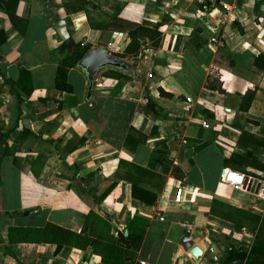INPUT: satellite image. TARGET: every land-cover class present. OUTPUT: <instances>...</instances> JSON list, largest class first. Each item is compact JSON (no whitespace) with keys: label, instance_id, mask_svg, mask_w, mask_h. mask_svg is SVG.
<instances>
[{"label":"crops","instance_id":"obj_1","mask_svg":"<svg viewBox=\"0 0 264 264\" xmlns=\"http://www.w3.org/2000/svg\"><path fill=\"white\" fill-rule=\"evenodd\" d=\"M123 21L158 24V45L139 37L141 50L129 57ZM72 43L104 44L135 72L106 77L103 70L89 107L84 71H59ZM258 54L264 3L255 0H0V264H106L91 245L93 217L115 238L144 237L116 264H222L209 248L222 257L226 245L217 237L231 241L236 228L214 201L264 217ZM58 73L70 91L57 86ZM232 156L242 159L226 164ZM224 169L253 186L234 189ZM178 187L186 189L181 202ZM47 223L71 230L72 242L57 249L11 238L13 227Z\"/></svg>","mask_w":264,"mask_h":264},{"label":"trees","instance_id":"obj_2","mask_svg":"<svg viewBox=\"0 0 264 264\" xmlns=\"http://www.w3.org/2000/svg\"><path fill=\"white\" fill-rule=\"evenodd\" d=\"M122 27L129 29L128 33L132 39V42L128 49L126 50V54L131 52L132 50H136L131 53L133 56L138 55V38L140 37H148L153 40V46H157L159 43L160 32L159 25L156 24L153 28H145L139 24L122 22ZM121 27V28H122ZM66 45L70 44V42L65 43ZM80 43H72L69 54L64 58V60L60 63L59 71H67L69 68L75 67L80 58L84 55V53L90 49L89 45H86L83 49H80ZM121 57L125 56V54L119 55ZM254 65L257 67L264 69V55L258 54L254 59ZM122 72L115 69H107L102 72L103 76L111 77L114 75H120ZM59 73L57 79V86L65 91H70L71 86L66 83V80H59ZM132 130H130L131 132ZM131 138V135L128 136V140ZM240 141L241 138H240ZM242 158H238L237 156H232L231 159L226 160V164H231L235 161H240ZM240 164V163H239ZM214 204H219L225 211L219 216L229 222H231L236 229L242 230L243 218H235L231 211H234L240 215L248 217V221L253 223L257 227V234L254 237L253 243L251 245H227L225 248V252L223 253L220 263L222 264H264V217L246 212L244 210L238 208H232L231 206L214 201ZM212 207V211L216 212L217 208ZM229 211V212H227ZM12 240H35V241H43V242H54L57 244V249L61 248L65 244H70L75 234L64 227L47 223L42 229L38 228H11L10 230ZM114 242V246H111L110 249H113V254L118 256L119 253L124 254V258L126 257V253L129 249L132 250H140L144 241V237L140 234L136 233H122L118 234V237L114 236L109 237ZM79 242L81 240H78ZM91 245H93L96 250L100 249V241L98 239H94L91 241ZM84 246V245H83ZM102 252L101 250H99ZM11 252L8 251V254ZM104 262L106 261L103 257ZM122 261V260H121ZM120 261V262H121ZM118 263V261L113 262V264ZM140 264V263H136Z\"/></svg>","mask_w":264,"mask_h":264},{"label":"water","instance_id":"obj_3","mask_svg":"<svg viewBox=\"0 0 264 264\" xmlns=\"http://www.w3.org/2000/svg\"><path fill=\"white\" fill-rule=\"evenodd\" d=\"M57 31L62 39L68 38V31L66 28V22L64 20H59L57 23ZM222 26L219 27L216 36L218 37ZM77 66L81 68L87 76L88 79V89H87V105L92 107V94L94 89V83L96 77L103 71L107 69H115L126 74L135 72V65L130 64L123 60L122 58L109 52L106 45L94 46L88 49L84 55L77 62ZM186 247L190 249V254L195 259L202 256L203 252L199 246L195 245L192 241L187 242Z\"/></svg>","mask_w":264,"mask_h":264},{"label":"rangeland","instance_id":"obj_4","mask_svg":"<svg viewBox=\"0 0 264 264\" xmlns=\"http://www.w3.org/2000/svg\"><path fill=\"white\" fill-rule=\"evenodd\" d=\"M141 50V47H139V49L137 50L138 52ZM136 50H132L131 52L128 53V56L131 57V53L135 52ZM131 60V59H130ZM132 61H130L131 63ZM147 69L144 68V72H146ZM135 75L137 76V73H135ZM219 206V204H218ZM263 206V205H262ZM218 210H224L223 207H219ZM233 213H235L233 215ZM232 215L235 217V218H239L240 217V214L236 213V212H232ZM93 222H94V234H96V237H98L99 239V236L103 237L102 240L99 239L100 241V249L102 250V253H103V257L105 258V263L106 264H113V262L115 261H119L121 260V257L123 255V253H119L118 256H115L113 254V249H110L111 246H114V242L112 241V239H110L109 237H111V235L109 234L110 231L107 227V225L105 223H103L102 221H100L98 218H94L93 217ZM243 229L242 230H238L236 229L235 232H234V235L232 237V240L230 241H226L224 240V238L219 235L217 238L219 239L220 241V247L221 246H227V245H245L246 243L241 240V236L247 238L248 240H250L251 244L253 243V241H251V239H253L255 237V235L257 234V227L249 222V221H246L243 219ZM245 227L248 228V234H245L244 231H245ZM242 233V234H240ZM250 244V245H251ZM249 245V244H248Z\"/></svg>","mask_w":264,"mask_h":264},{"label":"built area","instance_id":"obj_5","mask_svg":"<svg viewBox=\"0 0 264 264\" xmlns=\"http://www.w3.org/2000/svg\"><path fill=\"white\" fill-rule=\"evenodd\" d=\"M257 3H264V0H255ZM222 180L237 190H249L253 186V181L248 179L244 174L238 173L236 171L224 169L222 171ZM185 187H178L175 194V201L181 202L183 200V194L185 192ZM258 198L264 201V185L259 187L257 194ZM164 218L161 217V220ZM209 252L212 254L214 261H219L221 254H219L214 247L209 248ZM141 264H147L145 261H140Z\"/></svg>","mask_w":264,"mask_h":264}]
</instances>
